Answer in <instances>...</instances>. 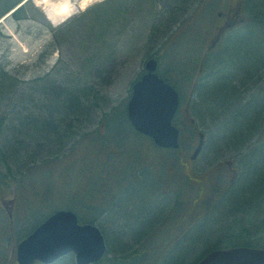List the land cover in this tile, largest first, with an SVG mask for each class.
I'll list each match as a JSON object with an SVG mask.
<instances>
[{
  "label": "rangeland",
  "instance_id": "obj_1",
  "mask_svg": "<svg viewBox=\"0 0 264 264\" xmlns=\"http://www.w3.org/2000/svg\"><path fill=\"white\" fill-rule=\"evenodd\" d=\"M62 1L65 0H23L18 4L24 7L20 18L12 13L2 16L0 63L27 86L64 76L88 86L98 107L87 122L76 127L80 129L77 133L83 137L100 132L102 143L91 144L95 151L105 150L96 164L95 155L87 152L88 146L82 140L74 151L62 149L60 156L67 154L62 160L36 170V183L39 177L43 178L35 186L40 199L29 198L32 204L27 203L28 211L33 210L42 219L60 208L75 211L77 205L71 197L97 206L108 201L98 221L107 243L106 258L99 264H195L206 252L224 243V247L263 246L264 86L258 82L248 87L237 84L256 69L244 72L243 77L234 71V90L238 89L240 100L226 105L228 93L224 92V106L215 121L206 111L213 112L214 106L207 109L199 94L202 89L210 92L227 88L228 66L222 67L218 77L209 78L210 62L216 55L243 60L239 67L244 69L260 60L253 56L245 64L246 54H258L262 62L253 80L262 81L264 26L254 13L260 4L247 0L245 6L246 0H240L239 20L227 28L218 48L203 60L210 38L222 22L217 13L227 17L231 3L236 4L237 0H68L71 15L54 23L46 11L54 10ZM83 3L86 4L81 7ZM151 56L158 59V72L178 87L181 109H188L191 120L185 126L177 120L183 129L182 148L148 149L158 152L157 157L149 159L153 171L141 161L142 151L151 144L149 139L126 124L121 111V115H113L107 126L101 122L106 111L116 106L124 108L132 83L141 76L144 63ZM178 73H185V78L181 79ZM204 79L208 82L200 83ZM182 115L179 113V118ZM199 132L204 135L202 148L196 158L189 159ZM107 149L113 154L111 160L103 157ZM110 166L115 170L112 176L116 174L121 182L120 192L112 190L115 196L109 194V184L104 180ZM233 169L237 174L230 182ZM128 170L132 179L126 177ZM95 177L97 182L89 191L88 181ZM98 191L104 197L93 193ZM10 199L7 194L0 196V225L5 226L1 230L4 238L0 264H18L13 253L18 240L12 234L5 236L9 233V220L11 227L21 226V219L8 215ZM80 214L90 218L96 211L81 210ZM120 215L122 220L118 221L125 226L129 239L123 237L122 229L114 230L113 223ZM247 219L259 222L253 226ZM243 227L248 239L243 237ZM136 246L140 248L132 254L116 258Z\"/></svg>",
  "mask_w": 264,
  "mask_h": 264
},
{
  "label": "trees",
  "instance_id": "obj_2",
  "mask_svg": "<svg viewBox=\"0 0 264 264\" xmlns=\"http://www.w3.org/2000/svg\"><path fill=\"white\" fill-rule=\"evenodd\" d=\"M21 1L22 0H0V18L4 16L11 8L17 6V4H19ZM169 1H176L177 3L178 1L183 2V0ZM250 2L252 4H260V8H257L259 11L257 13L256 11H254V13L255 17H258V19H260V25H262L263 27L264 0H250L249 3ZM246 4L247 0L244 2L245 6ZM235 5L236 14L231 16V19L228 21L229 24H231L232 22L237 23V21L239 20L238 15L241 14V8L239 7L241 6L240 0H237ZM23 10L24 7H18L12 14L13 16L20 18L22 16L21 14ZM227 25L228 24H224L223 26ZM243 31L245 32L246 29H244ZM217 33H215L214 36H212V38L210 39V45L215 39ZM1 35L2 30L0 29V36ZM208 55L209 53H205L204 58L202 56L203 60H206ZM246 55L247 58L246 60L244 59L245 64L246 61L248 59L250 61L253 56L259 58L260 60L255 63V65L247 64L244 69H241V67H239L240 62H243V60L239 61L234 57L228 59L224 55H221L222 58L216 55L215 58L210 62L209 69L211 75H209V78L211 79L219 76V71L222 69V67L225 68V66H228V77L226 83L227 88H225L224 90L212 89L211 91L209 90L210 92L207 91L208 89H202V92L199 91L201 98L205 101L202 105H206L207 109L209 105L214 106L213 112L209 113L208 110H206L208 114L212 115L214 121L217 119V116L220 114L224 106V104L223 106L221 105V100L223 99L224 92H226V94L228 93L226 100L224 101L226 102V105H231L232 103L235 104V102L238 103V101L240 100L237 94L239 92L238 89L234 90V84L237 83V78L233 79L234 71H238L243 77L244 72H248L251 68L254 70L256 69L255 71H253V73L250 72L249 76L248 73H246V75L243 77L244 79H240L241 82L237 84H240L242 86L247 85L246 87H248L250 86V84L258 82L259 86H264V77L261 82H259V78L258 80L256 79V82L255 80H253V76L257 75L256 71L259 68L258 64L262 62V58L258 56V54H252V52ZM153 57L157 58L156 56ZM225 60H227V62H224ZM203 64H205V61ZM254 72H256V74ZM178 74L181 75L180 73ZM180 77L181 79L185 78V73L184 76L181 75ZM163 78L176 86V84L169 80L167 77L163 76ZM75 79L73 77L70 79V77L66 76L61 77L59 80L56 78L42 79L37 81L34 85L27 86L24 81L19 80L12 74L8 73L0 63V196L2 194L9 195V197L11 198L10 202L12 203V207L10 208L11 212L8 213V215L14 216V220L17 221L21 219V226L17 227V229L11 227L12 224L10 225L9 220L6 227L9 233L8 235H5L7 238L12 234L14 236V239L19 241L24 236H26V234L29 233L30 230L40 222V220L42 221L48 215L47 214L42 219H38L33 210L28 211L27 203L31 205L32 200L38 201L40 199L35 191V186L39 185L43 181V178L39 177V183H36V179L38 176L35 177L36 175L34 174L37 173V169L39 170L41 166H49V164L51 163L62 160V157L66 156L67 154L65 153L64 155L60 156V151L62 149H65V147H67L68 150L74 151L75 148L81 145L77 144L80 140H82L83 143H86V146H88L87 152H91L93 156L95 155L96 164L98 162V158L101 157V152L105 150L98 148L95 151V148L91 144V142L97 144L102 143L100 141V139L102 138L100 132H90L88 134L86 133L82 135L83 137H81V135L77 133V131H80V129L77 128L82 123L87 122V118L89 116L94 115L95 110L98 107V103L97 98L93 96L92 90L88 86H83L81 84L82 82L77 81L78 79ZM206 80L207 79H204L200 83ZM206 82H208V80ZM262 82L263 84L260 85V83ZM193 86H195V84ZM258 88L260 89V87L257 86V89ZM213 101H215L214 104ZM120 111L124 114V122L132 127L128 119L126 118L125 106L124 108H122V110H120L117 106L113 107L112 110L106 111L104 114H102L101 122L105 123V125H103L107 126L109 122L112 123V120L110 119L113 118V115H121L118 113ZM183 111L184 114L180 118L177 116L176 120H179L181 124L185 126V124H188L189 122L191 123V120L188 115V109H185ZM234 112H237V110H235ZM182 132L183 129L181 128V141L183 140ZM192 132L191 135H193ZM76 135L78 136V138ZM149 142L151 143L150 140ZM149 145L154 146L152 143ZM73 146L75 147L73 148ZM111 155L113 154L109 151V149H107L103 157H106L107 160H111L113 158H110ZM120 160L118 162H121ZM147 160L148 158H145L141 161L146 162ZM107 163H109V161ZM131 163L133 162L130 161L128 165H130ZM129 167L130 171H132L134 166L130 165ZM82 169H84V167ZM128 171H126V177L132 179V172L129 171V174H127ZM114 172V168L110 166V168L106 171L107 174H104V180L105 182L109 183V180L115 179V187L113 191L114 193H117L120 192L122 188L121 182L116 179V174L112 176ZM96 182V177L89 179V191L91 189L92 183L95 184ZM84 187L85 185L82 184L81 188ZM93 193H96L98 195L100 194V196L104 197V194H101V192L99 191ZM88 195L90 197L91 193H88ZM112 196H115V194H113ZM29 198L31 201H28ZM71 200L74 202V204L77 205V207H75V212L82 221L95 222L97 224H100L98 221L104 211L103 208H106V204L108 203V201L103 200L99 207L91 203L77 200V198L75 197H71ZM24 202L26 203V205L22 206ZM103 204L105 205L101 206ZM92 209L96 211V214L90 215V218H85L84 215L80 214L81 210L88 211ZM117 218L118 219L116 221L122 220L121 215ZM110 220H113V218H110ZM116 221L113 223L115 225L113 226L115 227L114 230L117 231L122 229L124 235L123 237L125 239H129L127 237L128 233L125 232V226L122 224V222L118 221L116 223ZM25 227L28 228L24 230ZM4 228L5 226L1 227L0 225V246L3 245L2 240L4 238V235L2 231L5 230ZM242 233L243 237H248L245 236V230H242ZM140 246H136L134 250L126 252L125 254L120 255L116 258H122L127 256L128 254H132L136 249L140 248ZM0 249L2 250V247H0ZM72 258V255H67L53 264H73ZM105 258L106 257H104V259ZM101 261L96 264L101 263Z\"/></svg>",
  "mask_w": 264,
  "mask_h": 264
},
{
  "label": "water",
  "instance_id": "obj_3",
  "mask_svg": "<svg viewBox=\"0 0 264 264\" xmlns=\"http://www.w3.org/2000/svg\"><path fill=\"white\" fill-rule=\"evenodd\" d=\"M157 59L145 62L146 72L132 84L126 110L132 126L161 147H177L179 130L172 124L177 111V90L156 72ZM202 144L200 134L197 153ZM106 251L103 232L93 223H81L69 209H58L38 224L15 248L18 264H49L73 253L76 264H91ZM196 264H264V249L235 246L209 251Z\"/></svg>",
  "mask_w": 264,
  "mask_h": 264
},
{
  "label": "flooded vegetation",
  "instance_id": "obj_4",
  "mask_svg": "<svg viewBox=\"0 0 264 264\" xmlns=\"http://www.w3.org/2000/svg\"><path fill=\"white\" fill-rule=\"evenodd\" d=\"M228 11H233V13L236 11V9H235V3H231V5H230V7H229V10ZM230 17V18H229ZM231 19V13H228V16L227 17H225L224 19H222V22H221V24H220V26H222V25H224V24H229V20ZM151 147V146H150ZM150 147H147L146 148V150L145 151H142V159H145V158H148V160L146 161V162H143V164L145 165L144 167H147L148 169L150 168L151 170H152V168H151V166L149 165V163L150 162H148L149 161V159H154L155 157H157V153L158 152H156V151H153V150H148ZM181 147V146H180ZM179 147V148H180ZM157 148V147H156ZM194 150V149H193ZM193 150L192 151H190L189 149L187 150V152L186 151H183L182 150V152H183V154H184V152H186L187 153V155H188V153H189V151L190 152H193ZM151 153V154H147V153ZM182 154V155H183ZM185 155V154H184ZM192 155L190 154V157H189V159H192V157H191ZM182 157V156H181ZM196 158V157H195ZM187 162V161H186ZM147 168L145 169V170H147ZM140 169L141 170H143V165H141L140 166ZM153 171V170H152ZM115 179H111V180H109V188H110V195L112 194L113 195V192H112V190H114V187H115ZM117 184V183H116Z\"/></svg>",
  "mask_w": 264,
  "mask_h": 264
},
{
  "label": "bare ground",
  "instance_id": "obj_5",
  "mask_svg": "<svg viewBox=\"0 0 264 264\" xmlns=\"http://www.w3.org/2000/svg\"><path fill=\"white\" fill-rule=\"evenodd\" d=\"M88 1V0H85ZM86 3H83L81 5L84 6ZM55 9H49L47 10V17L54 23H59L64 19H67V17H69L71 15L70 11L72 9H70V5L68 3V0L62 1L60 2V4L58 6H54Z\"/></svg>",
  "mask_w": 264,
  "mask_h": 264
}]
</instances>
